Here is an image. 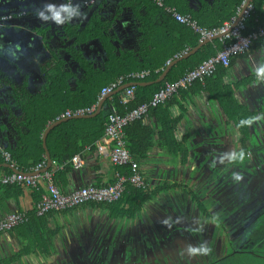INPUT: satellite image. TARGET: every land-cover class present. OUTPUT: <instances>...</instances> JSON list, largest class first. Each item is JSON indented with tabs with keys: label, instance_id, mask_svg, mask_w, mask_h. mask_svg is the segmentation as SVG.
I'll return each instance as SVG.
<instances>
[{
	"label": "crops",
	"instance_id": "crops-1",
	"mask_svg": "<svg viewBox=\"0 0 264 264\" xmlns=\"http://www.w3.org/2000/svg\"><path fill=\"white\" fill-rule=\"evenodd\" d=\"M252 3L259 6L263 18L262 25H264V0H253ZM144 7V12L149 11L148 6ZM131 19L126 24L133 26L129 28L134 34L137 29V18ZM157 25L159 26L160 23L158 22ZM121 32L123 33L122 29ZM200 43L201 41L196 48L190 50L193 54L203 46ZM185 51L190 52L188 49ZM183 53L177 58L184 55ZM262 65H264V46L234 58L222 77V85L233 93L237 110L252 115L248 129L249 139L246 142V151L252 154L264 153V80L258 78L256 74V70ZM137 83L139 87L150 86L149 82ZM123 92L116 94L120 100ZM116 95L108 98L101 105L98 114L108 113L110 103H113L112 98ZM163 122L174 123L172 141L184 148L185 158L181 153L175 157L171 155L169 149L163 147L161 142ZM52 123H49L47 127ZM60 124L54 126L49 132ZM141 124L153 131V146L146 157L139 162L140 173L147 191L154 192L164 186L181 187L156 191L154 197L144 202L140 210L132 217L127 216L125 204L103 208L82 206L67 212L54 213L46 219L47 228L54 232L51 240L53 252L46 257L33 255L27 257L33 260L48 259L59 264H75L76 262L82 264L89 260L115 261L117 264L124 259V256H128L124 245L130 244L131 251L135 248L142 249V245L151 243V240L157 241V238L165 235L167 231L172 232L175 220L179 223L177 220L180 218L186 221L190 219L189 214L182 211V208H185L182 205L183 200L178 206V195H183L182 198L187 196V200L191 199L196 188H199L201 195H205V187L208 193L209 185L215 184L217 190L213 196L221 198L227 181V171L230 166L237 164V162H229L225 157L236 150L240 151L242 135L237 119H230L217 97L211 95L204 85L195 84L186 91H180L156 111L149 112L142 119ZM49 132L45 138L48 153L46 139ZM72 139L78 142L81 136L76 135ZM19 146L20 141L16 149ZM87 147L91 149L86 150ZM76 155L81 157L83 166L75 169L72 163H68L71 169L65 175H59V181H56L55 177L56 186L62 193H70L86 186H107L115 181L117 170L107 157L97 153L95 147L85 146L74 156ZM45 169H47V163L42 170ZM63 171L61 168L57 173ZM185 191L187 194H184ZM37 200L34 190L22 187L5 193L1 192L0 219L10 213L34 212ZM183 220L182 224L185 223ZM153 225L156 226L154 232L150 230ZM23 243L24 241L16 237L3 234L0 239V258L10 257L13 254L6 256L1 254L16 246L18 250Z\"/></svg>",
	"mask_w": 264,
	"mask_h": 264
},
{
	"label": "flooded vegetation",
	"instance_id": "flooded-vegetation-1",
	"mask_svg": "<svg viewBox=\"0 0 264 264\" xmlns=\"http://www.w3.org/2000/svg\"><path fill=\"white\" fill-rule=\"evenodd\" d=\"M47 2L62 0H0V93L15 101L10 120L23 129V105L42 98L62 79L75 90L88 76L102 74L121 55L140 54L143 26L157 27L159 9H163L154 0L147 12L139 0H75L81 4L84 18L57 26L41 22L34 14ZM218 3L220 0H177L179 7L196 13ZM131 18H137L134 34L133 26L126 24ZM244 160L246 168L241 167ZM244 160L228 169L220 204L215 196L203 200L195 191L196 197L191 196L195 203L183 200L182 211L191 210L190 219L201 213L192 236L189 231L187 240H182L167 231L117 264H264V153L246 151ZM236 172L243 176L239 182L232 179ZM190 219L183 224L188 226ZM201 244L210 249L207 255L188 254L189 246Z\"/></svg>",
	"mask_w": 264,
	"mask_h": 264
},
{
	"label": "trees",
	"instance_id": "trees-1",
	"mask_svg": "<svg viewBox=\"0 0 264 264\" xmlns=\"http://www.w3.org/2000/svg\"><path fill=\"white\" fill-rule=\"evenodd\" d=\"M146 6H150V0H139ZM164 6L176 8L177 12L183 15H190L199 26L213 30L221 27L223 23L229 21L236 12V8L241 5L243 0H220V3L212 9H204L201 12H193L189 9L181 8L177 4V0H162ZM254 6V12L247 20L246 32L255 29L258 25H262V13L259 6ZM160 25L151 28L143 26L144 49L140 54L133 55L127 53L116 58L111 62L104 72L100 75L88 76L84 82L79 84L75 90H70L62 79L58 85H53L42 98H38L30 103L24 104V120L23 125L26 128L27 135L23 136L20 146L17 149L9 150L16 166L23 172H30L37 164L44 161V151L42 147V134L49 123L55 122L61 114L67 110H77L91 108L97 104L99 92L102 88L113 82L119 76H123L135 71L142 70H160L158 74H154L143 82H153L165 69L168 61H172L176 56L185 50H191L199 45V37L188 27L177 23L171 15L163 9H159ZM264 46V39H260L252 44L249 52ZM222 47L219 40L211 41L201 46L193 55L178 62L173 66L163 82L148 87H134V99L126 106L121 104L119 96L112 98L110 109H116L119 115H123L126 111L132 110L142 103L148 102L153 93L156 92L165 82H174L181 78L186 71H190L200 65L203 61L212 57ZM239 57V56H238ZM234 58L231 59L230 65ZM226 72V68L218 66L215 74L206 79L204 88L210 91V94L217 97L222 107L228 113L230 119H237L238 128L241 132L240 149L246 154V142L249 139L248 129L252 115L247 112L237 110V104L233 98V93L222 85V77ZM195 84H200L196 82ZM194 84V85H195ZM212 89V90H211ZM161 107V106H160ZM110 109L108 113L110 112ZM158 109V108H157ZM153 109L151 111H156ZM150 111V112H151ZM107 114L100 112L93 118L73 119L64 122L49 132L46 145L53 162L59 166H63V172L56 173V181H59V175H65L71 168L69 161L75 154L82 151L85 146H93L104 135ZM143 119V118H142ZM142 119L130 123L124 130L126 136V147L131 154L133 160L139 164L144 159L147 152L153 146V131L141 124ZM244 122V123H242ZM174 123L163 122L161 125V142L163 147L169 149L171 155L177 157L178 154L185 155L186 151L183 147L172 141V132ZM73 134V135H72ZM72 135V136H71ZM80 135L81 139L75 142L72 138ZM3 164L0 158V166ZM5 172L10 169L0 168ZM118 174L129 175L130 170L127 167L116 169ZM116 173V174H117ZM181 186H164L156 191H165L171 188H180ZM17 186H0V193L16 190ZM148 192L147 188L136 189L128 186L122 197L111 204H89L97 208L113 207L118 204H125L127 216H134L140 210L142 204L150 200L157 192ZM40 199V192L34 191ZM37 200V201H38ZM82 207V206H81ZM76 209V208H75ZM73 210V209H72ZM67 212V211H65ZM54 213H49L43 217H37L34 212L29 214V220L16 228H13L7 234L24 241L19 251L8 258H0V264H12L20 261V259L33 255L36 257L49 256L52 250V236L47 228L46 219ZM3 234H0V239ZM263 264V263H261Z\"/></svg>",
	"mask_w": 264,
	"mask_h": 264
},
{
	"label": "built area",
	"instance_id": "built-area-1",
	"mask_svg": "<svg viewBox=\"0 0 264 264\" xmlns=\"http://www.w3.org/2000/svg\"><path fill=\"white\" fill-rule=\"evenodd\" d=\"M154 1L157 6L162 7L166 13L171 15L177 23L190 28L199 37V41L211 40L220 36L218 40L222 45L221 49L196 68L186 71L178 80L165 82L162 87L153 93L148 102L126 111L123 115H119L116 109L111 108L107 115L104 135L92 147H95L98 154L107 157L115 169L129 168V175L117 173L115 181L110 185L100 187L86 186L70 193H62L56 186L55 176L57 171L63 166H59L55 162L51 161L49 168L42 170L46 164V160H44L27 173L5 172L0 169V186H17L40 192V199L34 207V214L37 217H43L51 212H65L89 204H111L117 202L128 186L136 189L146 188L145 181L140 173L139 164L133 160L126 147L125 128L130 123L147 116L151 110L163 106L180 91L188 90L196 82L205 85L206 79L211 78L215 74L218 66L229 68L231 59L247 54L254 42L264 39V25H258L252 31L245 33L247 20L254 12L253 3L249 2L251 0H243L241 5L236 8L235 15L229 21L223 23L221 27L213 30L199 26L190 15L180 14L174 8L164 6L162 0ZM238 16L239 19L235 23ZM232 24H234L233 27H231ZM186 52L184 51L183 54ZM159 71L142 70L119 76L101 89L97 101L111 95L126 84L145 81L154 74H158ZM133 99L134 87H129L123 92L121 104L126 106ZM95 109L96 105L86 109L67 110L56 118V121L72 116L90 115ZM90 149L91 147L86 148V150ZM0 158L4 164L10 165L11 168L19 169L12 159L11 153L2 148L1 145ZM69 163H72L75 169H80L83 166V161L79 155L72 157ZM28 220V213L16 212L7 214L3 219H0V234H7L13 228L26 223Z\"/></svg>",
	"mask_w": 264,
	"mask_h": 264
},
{
	"label": "water",
	"instance_id": "water-1",
	"mask_svg": "<svg viewBox=\"0 0 264 264\" xmlns=\"http://www.w3.org/2000/svg\"><path fill=\"white\" fill-rule=\"evenodd\" d=\"M252 1L253 0H251L249 2H252ZM238 19H239V16L237 17L235 23L238 21ZM233 26H234V24L231 25V27H233ZM219 38H220V36H217V37H215V38H213L211 40H204V41H202L200 43V45H203L206 42L213 41V40H216V39H219ZM191 54H193V51L187 52L184 55L180 56L179 58H175L174 60L169 61V63L166 65L165 69L163 70L162 74L159 76V78L157 80L153 81V82H149L148 84L151 86V85H155V84H159V83L163 82L164 79L166 78L169 70L175 64H177L178 62L186 59ZM8 81H9V79H8ZM136 86H139V84L138 83L126 84V85L122 86L121 88L117 89L111 95L102 98L100 101L97 102L95 113L93 112L94 114L92 113L90 115L72 116L70 118H65L63 120L55 121L54 123L50 124L44 130V133L42 135V146H43V149H44V152H45V160H46V163H47V169L49 168L50 163H51V157H50L49 153L47 152L46 146H45V138H46V135L49 132V130H51L54 126H56V125H58V124H60L62 122L71 120V119H84V118L95 117L98 114V112H99V110L101 108V105L108 98H110V97H112L113 95H116V94H121L123 92V90H125V89H127L129 87H136ZM14 103H15V101H13V102L9 101V97L6 94L0 93V145L4 149H8L9 148L11 150H13L14 148L16 149L18 142L21 141V138L23 136L27 135L26 128L25 129L20 128L19 125H16V124L12 123L11 120H10V118L13 116L11 113L13 112V109L15 107ZM246 166L247 165H246L245 161L242 162L241 167L242 168H246ZM0 168H7V169H10L11 171L16 172V173H24V172H22V171H20L18 169L11 168L10 165H8V164H2L0 166ZM216 186H215V184L214 185H209L208 188H210V190L211 189H215L214 191H216L217 190L215 188ZM220 201H221V198H218V197L215 200V202L218 203V204H220ZM126 259H127V257H126Z\"/></svg>",
	"mask_w": 264,
	"mask_h": 264
},
{
	"label": "clouds",
	"instance_id": "clouds-1",
	"mask_svg": "<svg viewBox=\"0 0 264 264\" xmlns=\"http://www.w3.org/2000/svg\"><path fill=\"white\" fill-rule=\"evenodd\" d=\"M35 16L38 20L43 23H53L57 26H63L65 24H70L72 21L77 19H83L85 13L82 11L81 4L75 2V0H62L60 3L47 2L44 3L40 8L35 10ZM257 77L264 80V65L260 66L256 70ZM244 123V122H242ZM251 123V121H247ZM229 162L243 161L245 158V153L243 150L239 152L230 153L225 157ZM232 179L235 182H239L243 179V176L239 173H233ZM189 255L192 254H204L207 255L210 249L201 244L199 247H191L187 249Z\"/></svg>",
	"mask_w": 264,
	"mask_h": 264
},
{
	"label": "rangeland",
	"instance_id": "rangeland-1",
	"mask_svg": "<svg viewBox=\"0 0 264 264\" xmlns=\"http://www.w3.org/2000/svg\"><path fill=\"white\" fill-rule=\"evenodd\" d=\"M239 150H236L235 152H238ZM245 161V160H244ZM245 163H247V162H245ZM204 189V188H203ZM197 194H198V196L200 197V198H202L203 200L205 199V200H213V199H215L214 198V196H213V194L215 193V191H214V189H211L210 190V188H209V192L207 193V188L205 187V191H204V193H205V195L203 194V195H201V193H200V190H199V188H196V191H195ZM184 194H187V192L185 191L184 192ZM182 196L183 195H178V198H177V204H178V206H180V204L182 203V200H184L185 201V199H186V201H187V196L184 198H182ZM154 197V196H153ZM218 198H220V197H218ZM180 199H181V201H180ZM216 199H217V197H216ZM192 202L193 203H195V201H193V199H192ZM207 202V201H206ZM208 204V203H207ZM190 211L191 210H188L187 211V214H189L190 213ZM170 213H172V211L170 210ZM164 214H165V211H164ZM198 214H199V212H198ZM201 214V213H200ZM199 214V216L197 215V217L195 218V215L196 214H194V216L190 219V221H189V225L188 226H179L178 224L179 223H177L176 222V220L174 221V223H173V228L174 229H172L173 231L172 232H174V234L175 235H177V236H179L182 240H187V238H188V233L187 232H189V231H191L192 233H191V236H192V234H193V232L195 231V228H194V225H195V227H196V225L197 224H199L200 223V221L202 220V218H201V215ZM188 218V217H187ZM182 220V219H181ZM181 220H179V221H181ZM184 222H187L186 220H183ZM180 224H182V223H180ZM178 225V226H177ZM155 225H153L151 228H150V230L151 231H153L154 232V229H155ZM197 229H200L199 228V225H198V227H197ZM204 229L205 228H203L202 229V231L204 232ZM215 233V232H214ZM15 246V245H14ZM17 248H18V246H16L15 248H9V250L6 252V253H11V254H13L16 250H17ZM124 248L126 249V255H130L131 254V245L130 244H127V245H124ZM1 255H10V254H5V253H2ZM21 260V259H20ZM17 262H19V261H17ZM16 262V263H17ZM97 263L96 264H109V262H101V261H96ZM20 264H59V263H54L53 261H51V260H48V259H46V260H44V259H40V260H33V259H30V257H26V258H22V260L19 262ZM60 264H62V263H60ZM75 264H79V262H76ZM82 264H94V260H89L88 262L86 261V262H83Z\"/></svg>",
	"mask_w": 264,
	"mask_h": 264
}]
</instances>
